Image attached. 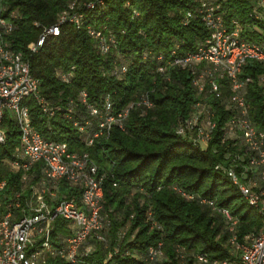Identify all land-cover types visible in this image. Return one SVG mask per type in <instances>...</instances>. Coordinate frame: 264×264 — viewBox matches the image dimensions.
<instances>
[{"label":"trees","instance_id":"16d2710c","mask_svg":"<svg viewBox=\"0 0 264 264\" xmlns=\"http://www.w3.org/2000/svg\"><path fill=\"white\" fill-rule=\"evenodd\" d=\"M72 1L82 4L95 0H0V16L13 22L14 28L5 39L28 61L32 75L39 80L41 95L53 106H64L85 90L87 102L95 104L109 93L117 111L137 101L142 93H148L150 108L145 111L141 107L130 108L123 129L114 125L108 138L96 140L91 146L83 143L63 111L48 118L31 97L23 101L32 126L44 139L65 142L70 151L88 152L100 170L108 173L102 213L109 220V246H119L117 262L146 264L147 248L158 240L164 249L161 264H193L190 257L197 252L210 257L226 255L228 231L220 208L228 209L237 218L239 238L259 232L263 222L257 210L245 201L230 178L215 168L217 163H229L224 158L228 150L236 151L232 142H221L222 126L230 113L220 100L208 96L215 110L216 127L206 148L176 134L178 121L189 117L201 97L192 83L194 75L190 69H179L169 63L193 53L207 36L208 29L196 10L201 0H103L94 8L81 5L87 23L104 28L106 35L115 38V45L107 54H100L96 40L84 28L70 24H61L58 36L49 37L36 53H31L28 46L37 39L41 27L55 24ZM259 2L222 0L220 12L229 30L236 21L241 39L264 48V8ZM254 9L262 18L254 17ZM188 11L192 16L186 18ZM158 54L163 56L161 60L156 59ZM120 63L128 65L123 77L114 73ZM161 64L166 67L165 75L157 71ZM70 67H73L71 79L64 82L58 74ZM261 76L264 65L254 60H247L239 74L242 79H250L245 88L249 117L257 128L264 130ZM219 83L221 91L227 94V81ZM74 117L80 118L77 114ZM1 126L6 132L5 142L0 143V180L6 182L0 190L3 213L6 210L2 206L7 205L15 191H22V200L28 197L29 185L40 173L36 165V173L24 184L20 182L21 170L2 169L3 161L13 159L19 131L9 112L5 113ZM60 189L67 196L74 194L64 185ZM152 221L159 223L162 230L153 228ZM64 224L57 219L52 236L57 231L66 232ZM126 225L119 240L118 235ZM177 246L188 254L186 261L177 257ZM103 255L101 245L96 244L90 258L99 261ZM47 264L66 263L49 259Z\"/></svg>","mask_w":264,"mask_h":264},{"label":"built area","instance_id":"2783aa9c","mask_svg":"<svg viewBox=\"0 0 264 264\" xmlns=\"http://www.w3.org/2000/svg\"><path fill=\"white\" fill-rule=\"evenodd\" d=\"M221 1H200L196 10L208 34L193 53L176 57L169 63L172 67L190 69L194 75L192 83L201 97L189 117L178 121L176 134L206 148L216 127L215 110L208 96L220 100L224 110L230 113L222 126L221 142H232L236 151L228 150L224 158L229 163H217L215 168L226 174L245 201L257 210L263 227L259 232H250L239 238L237 218L228 209L220 208L228 231L227 254L210 257L207 253L197 252L190 258L193 264H264V130L257 128L249 117L245 88L250 79L239 77L247 60L264 65V48L256 42L241 39L236 21L233 29L227 28L220 12ZM97 3L102 4L103 0L82 4L70 2L55 24L41 27L37 39L28 46L30 52L36 53L49 37L58 36L61 24H70L84 28L96 40L100 54H107L115 45V38L106 35L104 28L87 23L85 13L80 10L81 5L94 8ZM128 4L126 1L125 5ZM259 6L264 8V0H260ZM253 14L262 18L256 9ZM191 16V11L186 12V18ZM13 28L11 20L0 16V143L6 139L1 124L5 113L9 112L19 131V143L13 151V159L6 162L13 167L12 171H22L21 183L26 184L36 173V165L40 174L29 185L28 197L22 200V191H15L7 202L6 211L0 212V264H47L49 259H59L66 264H119L116 260L119 246H109V220L102 213L104 181L108 173L100 170L88 152L70 151L65 142L44 139L32 126L28 107L23 101L31 97L48 118L63 111V116L71 120L83 143L91 146L96 140L108 138L114 125L123 129L130 108L141 107L142 111L150 108L152 102L148 93H142L137 101L117 111L109 93L95 104L87 102L85 90H81L76 99L70 98L64 106H53L41 95L39 80L32 75L28 61L5 39ZM162 57L158 54L156 59ZM127 70L128 65L120 63L114 73L123 77ZM157 71L165 75L166 67L161 64ZM72 72L73 67H70L58 76L68 82ZM221 80L227 81V94L221 91ZM260 82L264 84V76ZM82 108L85 114H82ZM5 183L0 180V190ZM62 185L74 194H62ZM57 219L65 222L63 228L66 232L57 231L52 236ZM151 226L162 230L156 221H152ZM124 234L125 231L119 233L118 239L122 240ZM133 237L134 234L130 239ZM96 244L104 251L99 261L90 258L96 251ZM175 252L183 262L188 258L183 247L177 246ZM163 258L161 240L147 248L146 264H161Z\"/></svg>","mask_w":264,"mask_h":264},{"label":"rangeland","instance_id":"374dc122","mask_svg":"<svg viewBox=\"0 0 264 264\" xmlns=\"http://www.w3.org/2000/svg\"><path fill=\"white\" fill-rule=\"evenodd\" d=\"M177 68V67H176ZM180 69V68H179ZM181 69H186V68H181ZM1 167H2V169H4V170H13V167H11L6 161H3L2 163H1ZM2 208L4 209V211L6 210V206L5 205H3L2 206ZM125 228H127V225L123 228V229H121V232L122 231H125ZM120 232V233H121ZM91 244H95V243H91Z\"/></svg>","mask_w":264,"mask_h":264}]
</instances>
